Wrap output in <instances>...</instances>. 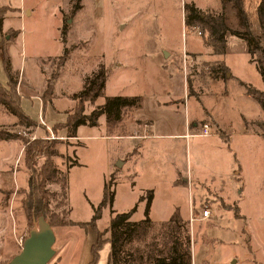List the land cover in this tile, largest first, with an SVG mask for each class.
<instances>
[{"label": "rangeland", "instance_id": "rangeland-1", "mask_svg": "<svg viewBox=\"0 0 264 264\" xmlns=\"http://www.w3.org/2000/svg\"><path fill=\"white\" fill-rule=\"evenodd\" d=\"M76 1L0 0V40L9 42L15 38L7 44L9 66L14 76L20 74L18 89L23 109L39 120L33 125L26 124L0 103V130L13 134L0 137V264H8L21 252L24 240L32 229L38 231L42 222H30L25 210L31 175L24 160L23 138L52 134L55 137L49 138H61L60 154L53 159L67 171L68 199L59 182H48L46 188L53 193L51 208L60 213L65 210L67 218L77 223L54 228L58 236L53 246L56 254L47 264H57L58 248L62 244L63 264H77L79 247L92 238L96 229L91 223H82L92 219L94 206L100 205L106 184L113 193V203L103 207L99 228L110 225L112 210L124 212L135 206L130 220L143 219L149 198L154 201L151 205L153 216L167 219L176 211L182 219L187 217L178 235L184 240L189 234L192 264H264V136L254 131V122H249L252 133L243 132L245 122L242 119L243 114L248 121L254 118L264 121V107H259L255 98L245 92L237 78L260 90H264V80L256 62L250 59L246 40L236 35L230 37L226 61L233 76L229 80H222L217 86L211 84V87L207 83L201 87L194 84L184 94V78L200 80L208 73L207 65L211 63L189 53V50L202 48L203 36L197 33L199 29L192 30L173 17L165 25L157 24L156 20L148 22L142 18L146 10L139 4L132 11L139 20L132 19L131 25L120 28L112 20L114 12L111 9L106 12L104 0H83L85 9L77 17L76 26L67 31V38H70L67 41L63 39L65 19L66 15L75 16ZM199 1L202 5H210V0ZM237 1L247 23L238 12L236 0H231L234 8L224 6L228 26L241 31L248 28L256 37L262 36L260 40L264 44V32L257 17L259 0ZM116 12L119 15V11ZM12 27L18 34L9 30L7 39L2 31ZM72 40L74 43L69 42ZM162 47L168 53L172 51L171 55L165 53L163 57L169 66L167 71L161 64H155L154 58L144 56L145 52L149 54L148 50L162 51ZM256 56L257 53L253 58ZM101 65L107 74L106 86L95 99L85 102V111H92L113 95L141 96V105L123 109L120 119L110 120L103 113L96 125H79L78 138H63L64 130L69 132L67 128L51 132L55 122L67 121L69 112L78 104L74 93L83 90L86 78ZM8 79L1 52L0 82L6 85ZM49 82L55 84L52 94L63 97L56 99L58 109L51 100L52 94L46 99L43 97L48 92ZM167 91H173L180 98L172 105L152 108L151 101L166 100ZM32 93H40L45 103L51 101L44 109L40 96L31 98ZM203 101L223 117L229 142L220 135H200L201 122L197 126L192 124L193 119H200L207 113ZM129 115L137 119L152 117L155 133L175 135L144 139L107 136L121 131L133 132ZM133 123L136 125V121ZM46 129L50 133H46ZM127 152V162L120 166L122 158L116 155ZM44 159L40 157L39 165ZM216 185H220L217 191L214 190ZM221 198L227 205L219 203L217 209V200ZM205 205L213 213L217 209V219L212 214L202 217ZM190 216L195 218L191 221ZM158 229L153 226L147 237L139 242L145 257L147 245L160 246L168 231L162 228L159 232ZM105 235L103 233L102 239ZM96 239L98 242L97 233L94 241Z\"/></svg>", "mask_w": 264, "mask_h": 264}, {"label": "trees", "instance_id": "trees-1", "mask_svg": "<svg viewBox=\"0 0 264 264\" xmlns=\"http://www.w3.org/2000/svg\"><path fill=\"white\" fill-rule=\"evenodd\" d=\"M80 1L75 2V8L80 7ZM238 12L243 17L244 23H247L244 16L241 4L236 0ZM236 6V5H235ZM257 17L259 18V26L262 32H264V0H259L257 6ZM185 24L189 27H198L200 34L203 35L206 46L212 48L213 51L223 53L225 51V45L227 36L232 33L239 37H243L247 42V47L251 54V59L256 62L261 77L264 80V44L261 43V38L256 37L250 29L245 28L241 31L236 28L229 27L224 18L223 12H210L205 13L201 9H198L194 4L185 5L184 13ZM2 28V27H1ZM67 24L63 31V39L66 40ZM17 35V33H16ZM264 37V35H263ZM1 52L4 56L6 64V71L9 73V80L7 85H3L0 82V103H2L8 111L21 118L22 122L33 125L36 120L25 112L22 107L21 95L18 91V84L20 81V74L14 76L9 66V56L7 53V45L5 41H0V55ZM257 53L256 59L253 55ZM67 56H63L65 60ZM216 65H212L208 68V71L212 74L224 73L228 71L227 65L223 61L216 62ZM106 70L103 65L88 76L85 80V87L79 93H74V98L78 99V104L72 112H69V116L66 122H56L53 125V131L57 132L60 127L67 128L69 130L68 136H77V127L84 123L96 125L99 117L106 113L110 120H114L122 117V111L126 107L137 108L141 105L142 97L137 95H113L109 97L106 103L99 105L90 112L85 111V102L87 100L95 99L106 86ZM48 91L44 94L45 99L53 93L55 84L48 83ZM246 92H249L260 104L264 107V90L257 89L251 84L243 83ZM261 125L264 128V121H261ZM48 133H50L48 131ZM13 134L10 131L0 130V137L7 138ZM49 136L50 134H45ZM61 138L51 139L49 137L40 136L36 138H23L24 141V160L30 170V181L27 197L24 201L27 217L30 222L39 223V219L42 218L47 221L52 227L58 225H68L77 223L75 220L67 218L66 211L62 213L52 210L51 197L52 191L46 188L48 182L61 184V189L65 193V198L68 199V174L67 171L60 168L53 157L60 154L58 143ZM44 156L45 161L39 165L40 157ZM78 161V160H77ZM114 175L111 176L113 181ZM105 193L99 206H94L95 212L91 220L83 222L86 225L91 223L99 233L98 242L93 246V259L91 264H96L98 258V250L101 246L103 239V232L99 231L97 221L102 215L103 207L109 203H113V193L109 191L108 184L105 185ZM152 195V192H151ZM142 198V197H140ZM145 207V217L140 220H130V216L135 209V206L128 211L115 213L112 210V219L108 227V230L112 232L111 235V264H192L191 260V247L189 245V234L186 235V239L180 237L181 227H184L185 220L181 218L178 212H174L172 216L156 224L148 216V210L150 207V199H147ZM36 225V224H35ZM153 226H158L159 232L162 228H165L167 233L163 236V240L160 246L156 243H150L147 245V256H144L143 247L139 242H142L147 234L153 229ZM157 230V231H158ZM137 240V241H136ZM136 241V242H135ZM162 247V248H160ZM126 260V261H125ZM136 260V261H133ZM133 261V262H131Z\"/></svg>", "mask_w": 264, "mask_h": 264}, {"label": "crops", "instance_id": "crops-1", "mask_svg": "<svg viewBox=\"0 0 264 264\" xmlns=\"http://www.w3.org/2000/svg\"><path fill=\"white\" fill-rule=\"evenodd\" d=\"M186 3L194 4L198 9H201L205 13L223 12L225 19L227 17V12H226L227 9H225L224 6H229V7L232 6L234 8L233 2H231V0H210V5L209 6L202 5L203 3H201L199 0H188V2H187V0H104V6L106 7V12L108 13L109 9H111L114 12V14L111 15V17L113 18L112 20L120 28H125L126 25H131L134 22V21H131L132 19L137 18L139 20V17H136L135 13L132 15V13H133L132 11L134 10L135 7H137L138 4L142 5L145 8L146 12H145V14L143 15L142 18H145L146 20H148V22H151V21L153 22V21L156 20L157 24L160 23L161 25H165V22L169 23L170 22L169 18L173 17L174 19L177 18L179 20V23L180 22H184V25H186L185 24V19H184ZM229 3H232V4H229ZM112 6H115L117 8L115 9ZM84 9H85V3L83 2V0H81L80 1V7L73 13V15H75V16L69 17V16L66 15V19H65L66 22L65 23L67 24L68 31L71 30V28H74L76 26L75 21H77V19H78L77 17H79L81 11H83ZM117 10L119 11V15L116 14ZM175 15H176V17H175ZM226 23L228 24V22H226ZM190 28H192V30H194V28L198 29V27H190ZM9 30L15 31V35H16V33L18 34L17 30L15 28H13V27L9 28V29L8 28L7 29H3V31L2 30L1 31H2V33L3 32L6 33ZM166 30H168V28H166L165 31ZM165 31L163 32V34L165 33ZM2 33H1V35H2ZM67 34H66V38H67ZM200 35H202V34H200ZM231 35H235V34L230 33V36L229 35L227 36V41H226V45H225V51L223 53L215 52V51L212 50V48H210L209 46H206L205 42H204V38H203V41H202L201 50H199V49L198 50H189V53H191V55H193L195 57H203V59H205L207 61H211L210 65H207L208 68L211 67L212 65H216L217 64L216 62L223 61L227 65L228 71H226L224 73L220 72V73H217V74H212V73H210L208 71L209 74L208 73L205 74L200 80L193 79V78L188 79L187 77H185V78L183 77L185 79L184 80V84H183L184 94L188 90L192 89L194 84H196L198 87H201V85L203 83L209 84L210 87H211V84L214 85V86H217V84L222 83V80L224 82H226L227 80H229L233 76V73L230 70V68H231L230 64H228L227 61H226L227 52H229V48L227 46H228V42L230 40ZM6 36H8V37H6L8 39L10 37V33L9 32L6 33ZM237 37H239V36H237ZM14 39L15 38L9 39L8 40L9 42H5V45H7V44L9 45L12 41H15ZM69 39L70 38H67L66 40L68 41ZM0 41H2V39ZM73 41L74 40L69 41V42L74 43ZM246 48H247V52L249 53L250 59H251V54L249 52L247 44H246ZM160 50H162V51L157 50L156 52H152V51L148 50L149 54H147L145 52L144 56H150V57L154 58L153 59L154 63L156 64V62H157V63L161 64L162 67H164V69L167 71L169 66L163 61V57H164L165 53H166V55H171L172 51H170V53H168L166 48H163V47ZM243 51L246 52L245 47H244ZM192 58H194V57H192ZM170 78H172V76H170ZM237 80H238L239 85H241L244 88L245 92H246V89H245V86H244L243 83H245V84H247V83L242 78H239V77L237 78ZM19 83H20V81H19ZM18 85L21 86V84H18ZM19 86H18V88H19ZM18 91H19V89H18ZM172 92L171 91H167L166 92V95H167L166 100H161L159 98H157V100L156 99L152 100L151 103H150L152 105V108H156L157 105L159 107H163L164 105L165 106L172 105L175 102V100L180 98L179 97L180 95L175 94L174 92L172 93ZM211 93H215V92H211ZM246 93L250 94L249 92H246ZM20 95H21V98H22L21 91H20ZM33 96H40V93H38V94L37 93H32L30 95L31 98ZM43 97L40 96L39 99L44 104V109L48 106L47 103L49 104V101H51V100L52 101L54 100V103H55L54 105L58 109V107L56 105V99L57 98L63 99V97H61V96H56V95L52 94L51 100H48V102L46 100L47 103H45V100H44L45 98L43 99ZM200 99H202V98H200ZM32 100H34V99H32ZM201 103H202V105H203V107H204V109L206 110L207 113L203 117H201L200 119H193L192 120V124L194 126H197V125H199L200 122H203L204 120H208L212 124V128H213L212 132L210 134H208V135L209 136L210 135H212V136H219L220 135L223 138H225L227 140V142H229L230 141L229 133H228V130H227V127H226V123H224L223 117L219 113L217 114L216 112H214L212 108H208L204 101L201 102ZM258 105H259V107H261L259 102H258ZM132 109H134V108H132ZM132 109H129V110L133 111ZM133 113H134V111H133ZM129 117H130V115H129ZM242 119L245 122V130L243 132L249 131L247 133H252L253 131L249 130V129H251L250 126H249V122H254L253 123V126L255 127L254 131L258 132L259 135L264 136V129H263L262 125H261V121H263V120H257L256 118H254V119H249V121H248L247 120L248 118L245 115H243V114H242ZM35 120H36V122L37 121L39 122V120H37V119H35ZM128 121L132 122L131 126H134V128H133L134 131L133 132L126 133V132L121 131V132L115 133L113 135H107V136H112V137L119 136L121 138H128V139L129 138L144 139V138H153L154 136H159V135H172V136L175 135V134H165V133L157 134V133H155L154 132L155 123H154V120L152 119V117H146V118H143V119H137L135 117V115H134V118L130 117V119ZM133 121H136V125L133 123ZM48 126L50 128L51 125L48 124ZM50 129H51V132H53V129L52 128H50ZM63 129H65V128H63ZM45 132L48 133L47 129H46ZM63 134H64L62 136L63 138H68V139L76 138V137L78 138V135L77 136H68L69 132L65 133V130H64ZM87 136L97 137L98 135H87ZM135 149H136V147L133 148L131 150V152L135 151ZM129 152H130V150H129ZM129 152L125 153V155L124 154H117L116 155L118 158H122V161L120 160L122 162L120 164V166H122L124 163L127 162V157L126 156H127V154H129ZM138 155H140V153H138ZM120 156H122V157H120ZM141 157H142V154H141ZM137 159L138 158L134 159V163H135V160H137ZM235 172H238V170H235ZM145 187L147 188V186H145ZM214 187H215L214 190L217 191L216 188L220 187V185H216ZM146 188H144V189H146ZM132 190H134V189H132ZM154 193L155 192H152L153 195H155ZM140 194H142V193H139L138 195H140ZM140 196H142V195H140ZM152 201H151V204H150V208H149L150 211L149 212H150L151 220L153 222L159 223V222H162L164 220L169 219L172 216L171 214H173V213H171L170 217L167 218V219H163V218L160 219L157 216H153V209L151 207V205L153 204ZM219 203H223L224 205H227L224 202L223 198H221L220 201L217 200V203H216V208L217 209L219 208L218 207ZM217 209H215L216 210L215 213H213L212 210H211V214L216 219L218 218ZM172 210H173V208H171L170 212ZM132 215H133V213L130 216L131 218H132ZM110 217H111L110 218V222H111L112 213H111ZM162 217H164V216H162ZM194 218H195L194 216H190L189 217V219H191V221ZM100 219H102V218L100 217ZM184 219H187V217L184 216ZM246 219H247V216H246ZM99 220L97 221L98 229H99V231H101L103 233H106V235L103 237V242H102L101 246L99 247L98 258H97L96 264H111L110 263L111 253H112L111 240H110L111 233L109 232V230L107 231L109 225H106L103 229H101V228H99ZM58 226H64V225H58ZM58 226H56V227H58ZM54 228L55 227H53V230H54ZM105 231H107V232H105ZM94 232L97 233V238H98L99 237L98 230L95 229L93 231V233ZM95 233H94V235H92L91 239L82 242L81 247H79V249H81V250H79L80 255L78 256L77 264H91L90 262L93 259V253H91V251H93L94 244L97 243V239L94 241ZM57 239H58V236L56 235V241H57ZM62 247H63V244L60 245V247L58 248L60 250V257H59V260H58L57 264H63L64 263V258H63L64 254L62 255V253H64V252H61L62 251Z\"/></svg>", "mask_w": 264, "mask_h": 264}, {"label": "water", "instance_id": "water-1", "mask_svg": "<svg viewBox=\"0 0 264 264\" xmlns=\"http://www.w3.org/2000/svg\"><path fill=\"white\" fill-rule=\"evenodd\" d=\"M122 162L119 161V164ZM40 229L31 230L29 236L24 240L21 252L17 253L8 264H47L56 254L54 243L56 234L53 227L44 219Z\"/></svg>", "mask_w": 264, "mask_h": 264}, {"label": "built area", "instance_id": "built-area-1", "mask_svg": "<svg viewBox=\"0 0 264 264\" xmlns=\"http://www.w3.org/2000/svg\"><path fill=\"white\" fill-rule=\"evenodd\" d=\"M198 34H200V31H197ZM201 125V132L199 133L200 135H208L212 132V124L208 120H204L203 122L200 123ZM54 138V134L52 136H49ZM202 217L207 218L208 216L211 215V210L208 206H204L201 211Z\"/></svg>", "mask_w": 264, "mask_h": 264}]
</instances>
